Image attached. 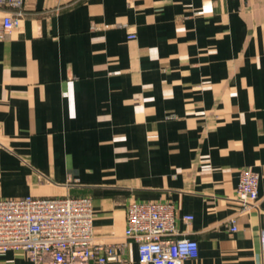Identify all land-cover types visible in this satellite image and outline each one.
<instances>
[{"label": "crops", "instance_id": "crops-1", "mask_svg": "<svg viewBox=\"0 0 264 264\" xmlns=\"http://www.w3.org/2000/svg\"><path fill=\"white\" fill-rule=\"evenodd\" d=\"M23 11L0 39V199L86 197L95 241L112 245L126 242L129 203L171 202L193 217L175 224L198 245L183 264H262L264 0ZM243 168L260 182L257 208L240 214ZM124 258L139 264L131 241ZM0 264L32 263L9 251Z\"/></svg>", "mask_w": 264, "mask_h": 264}, {"label": "built area", "instance_id": "built-area-1", "mask_svg": "<svg viewBox=\"0 0 264 264\" xmlns=\"http://www.w3.org/2000/svg\"><path fill=\"white\" fill-rule=\"evenodd\" d=\"M24 0H0L5 14L0 39L17 30ZM128 34V38H134ZM260 176L249 168L238 173L235 200L239 213L257 208ZM188 224L189 214L176 215L171 202H131L126 207L125 243L95 241L91 201L86 197L0 199V254L22 252L32 264H129L127 241L136 245L139 264H183L198 258L193 239L179 237L176 221ZM236 231V220L230 221ZM261 262L264 264V230Z\"/></svg>", "mask_w": 264, "mask_h": 264}]
</instances>
